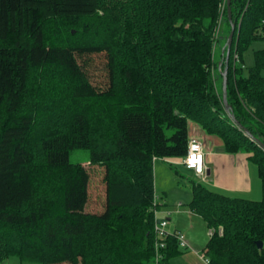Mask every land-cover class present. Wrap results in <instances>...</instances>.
Masks as SVG:
<instances>
[{
    "label": "trees",
    "instance_id": "trees-1",
    "mask_svg": "<svg viewBox=\"0 0 264 264\" xmlns=\"http://www.w3.org/2000/svg\"><path fill=\"white\" fill-rule=\"evenodd\" d=\"M231 9L227 59V0H0V264H170L173 237L155 258L154 160L187 156L190 121L247 153L262 182L256 201L193 184L189 208L213 230L206 256L264 264V48L245 59L264 43V0ZM88 51L105 56L102 89L79 62ZM225 69L243 130L223 104ZM76 149L104 167L100 214L86 212Z\"/></svg>",
    "mask_w": 264,
    "mask_h": 264
},
{
    "label": "crops",
    "instance_id": "crops-1",
    "mask_svg": "<svg viewBox=\"0 0 264 264\" xmlns=\"http://www.w3.org/2000/svg\"><path fill=\"white\" fill-rule=\"evenodd\" d=\"M189 136L190 139L198 138L202 141L205 164L209 169L208 184L211 188L209 186L208 188L210 190L232 198L254 196L247 199H253V201L263 197L257 166L249 161L247 153H227L224 142L219 137L207 134L199 124L192 121L189 122ZM171 160L184 170L193 172L184 165L185 158ZM160 170L156 169L157 173ZM163 193L165 200L161 203L159 198L157 215L168 221L167 230L170 235L181 233L188 245L186 249L180 248L181 253L175 255L170 260V264H205L200 256L205 253L213 230L200 215L190 210L189 204L192 201L193 192L189 194L190 198L187 196L184 199L174 197L169 190Z\"/></svg>",
    "mask_w": 264,
    "mask_h": 264
},
{
    "label": "rangeland",
    "instance_id": "rangeland-1",
    "mask_svg": "<svg viewBox=\"0 0 264 264\" xmlns=\"http://www.w3.org/2000/svg\"><path fill=\"white\" fill-rule=\"evenodd\" d=\"M224 8V5L223 7ZM218 32V31H217ZM228 32V28L225 27V32L221 35L217 47L215 48L216 61L220 62L221 55L226 51V39L224 35ZM217 35V34H216ZM225 46V47H224ZM264 48V43L258 42L253 44L252 48L246 53V65L250 66L254 63V51ZM223 50V52H222ZM39 54V52H37ZM223 54V55H224ZM83 58L79 59L80 64L85 65V70L90 78L91 83L102 89L108 85V73L106 59L102 52L88 51L82 53ZM227 55V54H226ZM80 57V56H79ZM71 162L81 163L87 166L86 169L90 175V182L88 186L89 201L86 206V212L100 214L104 211L106 206V184L104 181V167L95 166V168H89L90 165V152L88 150L76 149L70 154ZM253 164V163H252ZM255 165V164H253ZM91 166V165H90ZM156 169H161L158 173ZM154 180L155 190L157 196L161 198V203L165 200L164 191L169 190L176 198H190L189 194L192 193V186L194 183H201L208 187V180H203L195 175L194 172L184 170L179 164L171 159H155L154 160ZM209 188H211L209 186ZM162 193V195H161ZM244 199L254 198L240 197ZM259 197L257 200H261ZM253 200V199H252ZM210 238L207 242V245ZM207 248V247H206ZM201 255V254H200ZM206 256V255H205ZM202 258V256H200ZM203 259V258H202ZM40 264L35 262H21L18 258H12L9 264Z\"/></svg>",
    "mask_w": 264,
    "mask_h": 264
},
{
    "label": "built area",
    "instance_id": "built-area-1",
    "mask_svg": "<svg viewBox=\"0 0 264 264\" xmlns=\"http://www.w3.org/2000/svg\"><path fill=\"white\" fill-rule=\"evenodd\" d=\"M184 165L187 169L192 170L198 177L203 180L209 179V169L205 164V156L203 152L202 141L198 138H192L189 140L188 153L184 160ZM159 197L155 194L154 197V213H155V224H154V247H155V258L159 261L162 258V251L167 248V239L169 237L175 238L179 242V246L183 249L188 248L187 242L184 236L177 232L173 235L168 233V221L161 219L157 215L156 208L158 206ZM205 253L202 258L205 264H211L209 258Z\"/></svg>",
    "mask_w": 264,
    "mask_h": 264
},
{
    "label": "water",
    "instance_id": "water-1",
    "mask_svg": "<svg viewBox=\"0 0 264 264\" xmlns=\"http://www.w3.org/2000/svg\"><path fill=\"white\" fill-rule=\"evenodd\" d=\"M227 8H228V10H227L228 11V19H229L230 24H231V32L229 34L228 43H227L228 52H227V55H226L227 59H229L230 49H231V46H232V42H233L235 30H236V24L233 22V19H232L231 0H227ZM223 54H224V52H223ZM227 86H228L227 69H225V71L223 72V97H222L223 98V104H224L226 112L230 115V117L233 120V122L236 125L239 126L240 130H243L244 127L239 124V122L237 121V119L235 118V116L232 113V107H231V105L228 102V87ZM256 141L260 145V147H262L264 149V144H262L259 140H256ZM258 247L260 249H262L263 248V243L262 242L258 243Z\"/></svg>",
    "mask_w": 264,
    "mask_h": 264
}]
</instances>
